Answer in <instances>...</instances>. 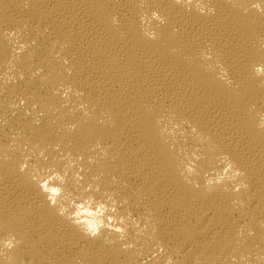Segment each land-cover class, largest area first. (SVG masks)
Instances as JSON below:
<instances>
[{
    "label": "bare ground",
    "instance_id": "obj_1",
    "mask_svg": "<svg viewBox=\"0 0 264 264\" xmlns=\"http://www.w3.org/2000/svg\"><path fill=\"white\" fill-rule=\"evenodd\" d=\"M0 264H264V0H0Z\"/></svg>",
    "mask_w": 264,
    "mask_h": 264
},
{
    "label": "clouds",
    "instance_id": "obj_2",
    "mask_svg": "<svg viewBox=\"0 0 264 264\" xmlns=\"http://www.w3.org/2000/svg\"><path fill=\"white\" fill-rule=\"evenodd\" d=\"M177 2H179V0H177ZM156 14L153 13V16H155ZM100 225L99 224H92L89 223L88 224V232L90 233V235L95 236L97 235L98 229H99ZM117 231H119V229H117Z\"/></svg>",
    "mask_w": 264,
    "mask_h": 264
}]
</instances>
